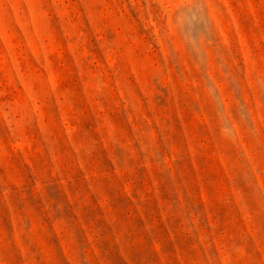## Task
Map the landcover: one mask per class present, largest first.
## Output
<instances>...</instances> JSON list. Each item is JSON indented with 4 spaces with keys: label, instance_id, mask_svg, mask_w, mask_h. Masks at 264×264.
I'll use <instances>...</instances> for the list:
<instances>
[{
    "label": "rangeland",
    "instance_id": "374dc122",
    "mask_svg": "<svg viewBox=\"0 0 264 264\" xmlns=\"http://www.w3.org/2000/svg\"><path fill=\"white\" fill-rule=\"evenodd\" d=\"M0 264H264V0H0Z\"/></svg>",
    "mask_w": 264,
    "mask_h": 264
}]
</instances>
